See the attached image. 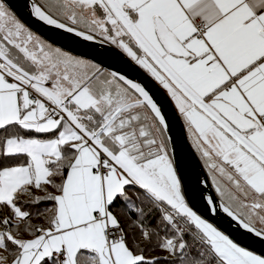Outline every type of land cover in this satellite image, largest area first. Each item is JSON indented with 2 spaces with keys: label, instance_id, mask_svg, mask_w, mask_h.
<instances>
[{
  "label": "snow or ice",
  "instance_id": "snow-or-ice-1",
  "mask_svg": "<svg viewBox=\"0 0 264 264\" xmlns=\"http://www.w3.org/2000/svg\"><path fill=\"white\" fill-rule=\"evenodd\" d=\"M22 7L101 50L0 0V264H264V0ZM157 91L206 170L207 215Z\"/></svg>",
  "mask_w": 264,
  "mask_h": 264
},
{
  "label": "water",
  "instance_id": "water-1",
  "mask_svg": "<svg viewBox=\"0 0 264 264\" xmlns=\"http://www.w3.org/2000/svg\"><path fill=\"white\" fill-rule=\"evenodd\" d=\"M17 7L18 14L22 16L23 19L37 31L39 34L43 35L45 38H51L54 41H59L62 46H68L70 48H75L78 54L90 53L94 51H100V47L97 45L95 48H81L76 45H72L69 41H62L56 35L54 30H50L47 26H44L41 22L35 21L33 18H30L27 15V10L22 7L23 0H11ZM106 67H112L114 70H126V65L122 64L117 59H107L105 61ZM133 78L143 79V75L140 73H129ZM157 97L160 102L168 111V116L170 118V126L172 128V134L176 140L177 145V155L181 159L184 171V177L186 181V193L190 198V202L193 206L201 212L202 215H207L205 209V203L201 199V194L213 193L214 190L210 186L205 188L204 185L200 183L206 178V170L202 166V162L198 159V156L195 154L194 150L190 146V142L187 140L186 133L182 128V124L179 120L176 119L174 109L172 108L170 102L166 97L162 95L161 92L157 91ZM213 223H216L218 226L223 227L226 231L231 232L232 228H235V225H232V228L228 227V220L225 218L224 214H219L215 217H208ZM245 243H252L251 241H244ZM254 247H259L258 244L253 245Z\"/></svg>",
  "mask_w": 264,
  "mask_h": 264
}]
</instances>
